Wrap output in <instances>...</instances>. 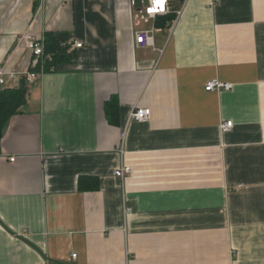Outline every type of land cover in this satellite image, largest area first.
<instances>
[{
  "label": "crops",
  "instance_id": "crops-1",
  "mask_svg": "<svg viewBox=\"0 0 264 264\" xmlns=\"http://www.w3.org/2000/svg\"><path fill=\"white\" fill-rule=\"evenodd\" d=\"M169 1L171 24L130 0H0V88L27 84L30 38L76 56L36 76L1 139L0 264H264V0Z\"/></svg>",
  "mask_w": 264,
  "mask_h": 264
},
{
  "label": "built area",
  "instance_id": "built-area-1",
  "mask_svg": "<svg viewBox=\"0 0 264 264\" xmlns=\"http://www.w3.org/2000/svg\"><path fill=\"white\" fill-rule=\"evenodd\" d=\"M218 0H211V4L214 5ZM170 1L169 0H147L145 3L144 0H130V8L133 11V20L141 23H148L149 20H155L157 17L161 15L169 14L170 9ZM181 10H177L175 12V18L180 14ZM174 18V19H175ZM170 21L169 23L174 21ZM156 31L154 26L148 29H140L135 31L134 38H135V45L141 48H148L149 46H153L154 44V37L153 34ZM28 48L31 50L33 55L32 60V69L39 67L38 72L30 71L26 76L27 85H31L36 76L38 74H43L44 66L46 63L51 62L52 56L51 54H46L44 49V40H34L30 38L27 42ZM82 43H76L73 45L74 48L80 49L82 47ZM70 49V48H69ZM51 70H53L51 68ZM2 77V72H0V85L4 83ZM232 85L229 83H225L218 80H211L208 81L204 87V90L208 92H219L220 90L230 91ZM151 110L149 108L144 107H135L129 114L128 120L134 122H147L150 118ZM232 127V122L227 121L221 124V131L225 132ZM120 154L123 153V149L119 148ZM11 162H14V158H10ZM132 168L129 165H122L118 169L115 170L114 176L117 177L119 182L122 184L129 174H131ZM75 255H72L75 258Z\"/></svg>",
  "mask_w": 264,
  "mask_h": 264
},
{
  "label": "trees",
  "instance_id": "trees-1",
  "mask_svg": "<svg viewBox=\"0 0 264 264\" xmlns=\"http://www.w3.org/2000/svg\"><path fill=\"white\" fill-rule=\"evenodd\" d=\"M182 1V0H181ZM175 18V15H167L165 20L171 21ZM44 49L46 54H51L52 60L46 63L44 66V72H49L52 69L60 65H66L67 63H73L75 61V55L69 50L68 45H63L57 40L56 36L51 34H45ZM39 67L33 68L30 71L38 72ZM28 85L25 80L22 79L18 87H3L0 88V142L4 135V132L8 126L10 118L21 112L22 107L26 104L28 98ZM105 117L109 124H118L119 115V101L116 96H112L109 101L104 105ZM90 180L92 186L86 187L90 189L97 188V180L94 178L80 179L79 187L81 190H85L84 182ZM84 186V187H83Z\"/></svg>",
  "mask_w": 264,
  "mask_h": 264
}]
</instances>
